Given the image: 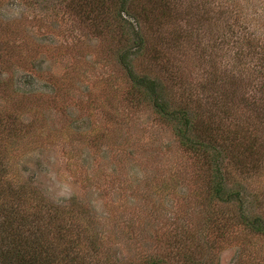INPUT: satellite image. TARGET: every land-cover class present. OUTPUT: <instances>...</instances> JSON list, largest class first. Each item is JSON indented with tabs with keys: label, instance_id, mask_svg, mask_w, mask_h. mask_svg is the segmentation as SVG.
Wrapping results in <instances>:
<instances>
[{
	"label": "rangeland",
	"instance_id": "obj_1",
	"mask_svg": "<svg viewBox=\"0 0 264 264\" xmlns=\"http://www.w3.org/2000/svg\"><path fill=\"white\" fill-rule=\"evenodd\" d=\"M162 2L0 0V264H264V0Z\"/></svg>",
	"mask_w": 264,
	"mask_h": 264
},
{
	"label": "trees",
	"instance_id": "obj_2",
	"mask_svg": "<svg viewBox=\"0 0 264 264\" xmlns=\"http://www.w3.org/2000/svg\"><path fill=\"white\" fill-rule=\"evenodd\" d=\"M158 5L162 4L163 6L161 7V10H165V5L163 4L162 0L158 1ZM86 5V4H85ZM90 5V4H89ZM125 6L122 7V11L119 12V15L125 14ZM148 83V82H147ZM145 83L143 86L146 85L147 89H150L154 96V105L157 109H159V112H161L164 115V119H168L171 117L172 120H174V123H177V126H179V134L180 137H182V145L185 146L191 154H193L195 157H202L206 156L209 152L208 151H216L215 147L212 146V143L209 141V139L206 136H201L198 133H195L196 125H195V120H193V115L192 113H189L187 110L183 111H177V113H167L165 104L162 103L160 100L161 98L159 97L158 93L154 91V84L149 82V84ZM175 115H177L175 117ZM170 116V117H169ZM175 117V118H172ZM169 120V119H168ZM195 122V123H194ZM191 133V136H188V134ZM205 162V161H204ZM218 174L216 176V181L215 185L210 188V181H208L209 184V189L211 191V195L213 199H222L223 198V192H224V187H223V179L221 176L220 170H217ZM16 243L15 246L13 247H22L21 242L19 240V244L14 240ZM30 246V244H25L23 247ZM18 251V250H17ZM12 255L14 258L13 264H36L34 260H31V258H28L27 253H18L14 250H12Z\"/></svg>",
	"mask_w": 264,
	"mask_h": 264
}]
</instances>
